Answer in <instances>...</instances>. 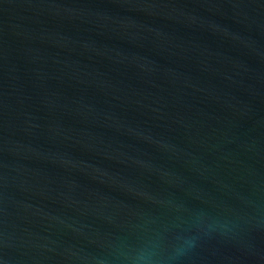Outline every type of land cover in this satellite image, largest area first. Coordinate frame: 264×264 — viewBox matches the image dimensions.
Listing matches in <instances>:
<instances>
[{"label":"water","instance_id":"1","mask_svg":"<svg viewBox=\"0 0 264 264\" xmlns=\"http://www.w3.org/2000/svg\"><path fill=\"white\" fill-rule=\"evenodd\" d=\"M0 264H264V0H0Z\"/></svg>","mask_w":264,"mask_h":264}]
</instances>
